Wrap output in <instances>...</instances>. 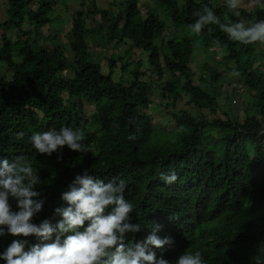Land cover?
<instances>
[{"label": "trees", "instance_id": "16d2710c", "mask_svg": "<svg viewBox=\"0 0 264 264\" xmlns=\"http://www.w3.org/2000/svg\"><path fill=\"white\" fill-rule=\"evenodd\" d=\"M3 1L0 160L23 156L36 168L40 182L34 190L45 203L32 223L48 220L55 226L62 219L56 209L68 206L62 193L88 170L105 184L114 177L126 181L130 222L141 228L126 233L125 243L155 231L174 242L164 249L149 246L169 264L185 252H200L205 264H264V50L259 42L231 40L217 24L199 34L190 27L205 6L220 23L242 19L246 27L264 20V8L241 3L237 16L225 0H156L162 15L153 0H113L108 8L77 0L73 13L64 7L69 28L49 35L45 27L64 22L55 9L59 0ZM90 42L107 53L111 48V55L97 54ZM121 47L124 55L117 58ZM214 48L224 53L222 61L203 63L208 76L195 79L194 61ZM219 66L239 72L242 106L240 100L232 103L234 91L225 107L220 104ZM116 70L119 80L113 78ZM156 92L167 109L176 110L184 100L192 108L171 112L166 137L155 131L148 112ZM61 127L81 129L89 152L65 146L48 156L34 149V133ZM171 173L178 180L167 185L161 176ZM9 204L18 211L14 198ZM13 240L26 241L25 251L41 243L36 236L6 234L0 254Z\"/></svg>", "mask_w": 264, "mask_h": 264}, {"label": "clouds", "instance_id": "9594fccd", "mask_svg": "<svg viewBox=\"0 0 264 264\" xmlns=\"http://www.w3.org/2000/svg\"><path fill=\"white\" fill-rule=\"evenodd\" d=\"M241 3L242 0H227L228 10L239 16L240 13L235 10ZM257 6L264 8L260 0H249V7ZM195 15L198 19L190 27L197 34L206 25L217 24L231 40L264 45V21L247 27L242 19L223 24L207 6L202 13L198 11ZM231 75L238 76L239 72L233 71ZM23 136L22 132L17 134L18 139ZM84 139L81 129L61 127L59 130L34 133L30 142L39 154L51 156L65 146L74 152L88 153L90 149L82 143ZM129 139L135 137L129 136ZM161 179L171 185L178 177L171 173L162 175ZM39 182L36 168L26 157L0 160V237L6 234L14 237L36 236L41 241L25 251L26 241L13 240L0 254V259L6 264H169L162 256L157 259L149 246L164 249L174 243L171 237L160 238L154 231L143 241L125 243L126 233H137L141 228L140 224L130 222L133 204L124 198L125 180L114 177L105 184L89 175L88 170L77 175L68 190L62 193L61 198L68 206L56 209L62 219L55 226L48 220L39 225L32 223L45 203L38 199L40 193L34 190ZM9 197L15 199L18 211H12ZM109 208L111 210L105 214ZM169 219L176 218L170 216ZM85 222H88L86 228ZM66 233L72 234L61 241V236ZM54 234L56 238L53 241ZM175 264L205 262L200 252H185L179 255Z\"/></svg>", "mask_w": 264, "mask_h": 264}, {"label": "rangeland", "instance_id": "374dc122", "mask_svg": "<svg viewBox=\"0 0 264 264\" xmlns=\"http://www.w3.org/2000/svg\"><path fill=\"white\" fill-rule=\"evenodd\" d=\"M76 1L77 0H59V3L55 7V9H56L57 13L62 15L64 22L63 23H60V22L59 23L58 22L51 23L49 25V28H47V27L44 28L43 33L49 34V35L50 34L54 35L57 30L62 31L64 28L67 30L69 28L70 23H69V20L66 18V13L64 12V7L70 6L72 9L71 12L73 13L74 9H75L74 4ZM96 1H97V4L101 8H108L110 6V3L113 0H96ZM147 1L152 2V3L154 1L155 5L159 6L158 8H159L160 14L162 13V15H163V13H164L163 6H161L160 4H157L156 0H153V1L147 0ZM180 1L183 2L184 0H180ZM225 1H227V0H225ZM141 2H142V0H141ZM260 3L261 4L264 3V0H260ZM242 4H244V6H246L248 9L255 8V7H249V0H242ZM4 6H5L4 1L0 0V20L3 18V15H4V11H5ZM162 15H160L161 18L165 19V16H162ZM262 21H264V20H262ZM50 43L51 44L49 46H50V48H52V46H53L52 44H55V43L54 42H50ZM90 46L95 49L97 54L105 55V57H108L109 55H111V54H109L111 52V48H109V52L107 53L104 50H102L101 47L97 43L95 45L93 42H90ZM260 48L264 50V45L261 44ZM123 51H124V49L122 47L118 49V52H116V54H118L117 58L119 56L121 57L122 55H124ZM129 55L132 56V58L134 56L138 57V54L135 55L133 53H130ZM223 57H224V53L221 50L216 49V48L212 49L207 54H204V53L201 54L198 58H196V60L194 61V64L192 65L194 68V71L196 73L195 79L199 80L201 77L208 76L204 70L205 67L203 66V63H205V62L214 63L215 62V64H219L222 61ZM143 59L145 60L143 63V68H146L147 67L146 56H144ZM120 65H121V63L118 62L117 66L120 67ZM0 69H1V71H3L5 69V67H1ZM219 71L222 72L220 87H221V91L223 93L222 98L219 100L220 104L224 105L223 107H225V104H224V103H226V101L224 100L225 97H227L228 93H231L232 91H234V93H236V95L234 98H232V103L233 104H235V102L239 103V100H240V103L238 105L242 106L244 104V102L242 100V94L245 92L244 88H242L236 82L235 76L231 75V73H232L231 71H229L228 69L225 70V68L223 66H219ZM105 72H107V71H105ZM5 73L10 76V73H8L6 71H5ZM105 74H107V73H105ZM118 75H119L118 70H116L114 72V75H113L114 80H119ZM123 77L125 78V76H123ZM217 87H219L218 84H217ZM246 99H248V97H246ZM151 100H152V105L150 106V109L148 110V112L151 113V115L153 117V124L155 126V131L159 132L160 134L162 133V136H164V137H166L163 133L166 130V127H170L173 123L171 112L178 113L177 111H180L183 108H184V110L192 111L191 106L187 105L185 100L178 102V104H177L178 107L176 108V110L173 111L172 109H167L165 107V102L161 100L159 92H156L155 95H152ZM230 101H231L230 99H227L228 103ZM217 115L219 118L224 117V114H222L221 110Z\"/></svg>", "mask_w": 264, "mask_h": 264}]
</instances>
